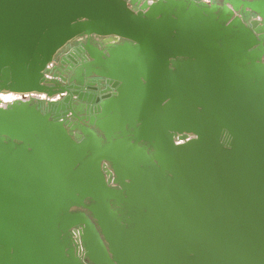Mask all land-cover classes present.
Wrapping results in <instances>:
<instances>
[{"label":"water","instance_id":"1","mask_svg":"<svg viewBox=\"0 0 264 264\" xmlns=\"http://www.w3.org/2000/svg\"><path fill=\"white\" fill-rule=\"evenodd\" d=\"M0 88V264H264V0H0Z\"/></svg>","mask_w":264,"mask_h":264},{"label":"flooded vegetation","instance_id":"2","mask_svg":"<svg viewBox=\"0 0 264 264\" xmlns=\"http://www.w3.org/2000/svg\"><path fill=\"white\" fill-rule=\"evenodd\" d=\"M147 0H140L141 3ZM219 3H222L219 1ZM252 16V13H251ZM252 19V18H251ZM110 38L108 36L106 37H100V36H79L76 37L73 41L68 43L65 47L61 49V51L57 54V56L54 58L56 61L55 66L51 69V77L54 76L55 73L63 74L64 76H69V71L71 68L79 69L83 63L88 62L90 60L89 53L83 49V44L87 43L88 41L97 44L100 48L104 47L106 43H108ZM71 57L73 59H71ZM94 82L95 89H89L87 82ZM70 84L67 82V86ZM107 87V83L103 81L98 80H88L85 78V85H83L81 88L84 91H88L93 95L94 103H91L90 106V112L89 115H93V109L95 110L98 106L97 99L102 96L101 91ZM62 95H66V92ZM62 96L59 95L56 99H60ZM76 97V95H74ZM34 100V99H30ZM21 101H29V100H21ZM67 118H73L72 113L69 112L66 115ZM83 122V121H82ZM179 136V135H178Z\"/></svg>","mask_w":264,"mask_h":264},{"label":"built area","instance_id":"3","mask_svg":"<svg viewBox=\"0 0 264 264\" xmlns=\"http://www.w3.org/2000/svg\"><path fill=\"white\" fill-rule=\"evenodd\" d=\"M147 1L149 3H151V2H153L155 0H147ZM199 1L206 2V3H209V4L213 2V0H199ZM251 18L252 19H257V20L261 19L260 16H258L257 14H252ZM55 64H56V61L54 59V60H52L51 62H49L46 65V68H45V71H44L46 78H50L51 77V69L55 66ZM38 97L45 98L46 96L44 94H38L36 92L21 93V92H14V91H5V90H2L0 88V105L2 107H7L9 104H11L13 102H16V101L36 99ZM191 137H192V135H188L187 138H185V139L177 137L176 141L177 142H183L186 139H189Z\"/></svg>","mask_w":264,"mask_h":264}]
</instances>
